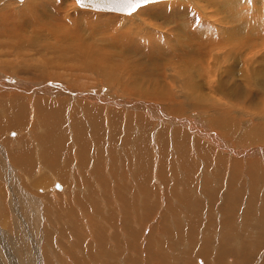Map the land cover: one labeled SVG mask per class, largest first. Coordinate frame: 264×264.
Wrapping results in <instances>:
<instances>
[{
  "label": "rangeland",
  "instance_id": "1",
  "mask_svg": "<svg viewBox=\"0 0 264 264\" xmlns=\"http://www.w3.org/2000/svg\"><path fill=\"white\" fill-rule=\"evenodd\" d=\"M12 1L14 2L13 4H21L23 2L18 0ZM12 1L1 0L0 39H4L6 37L13 38L12 32H14L16 35L20 33L22 34L21 41H23L24 49L27 48V50L24 51L23 49V51L20 52H17V50L12 48H2L0 50V81L3 79L1 76H4V74L16 79L23 78L28 80L30 78L29 80L31 81L47 80L49 84L59 83L57 85L63 87L67 86L72 90L80 92H90L93 90L92 92L98 94L100 92L99 95L101 96L103 95V93L105 97L109 95L107 96V98H109L108 104L110 106H113L115 102H118L117 99H114L115 96H117L118 98H124L126 100V103H132L133 101L139 102L141 104L153 103L157 106L166 107L167 110L173 103V100L174 102H178L181 100L180 94L178 92L179 82L178 79H168L166 75L158 76L157 74H155L153 76L152 63H157V67L159 68L164 65L163 68H160L161 70H164L166 66L168 67V64L171 65L173 68H175L176 72L174 74L178 77L177 72L181 69V66H183V62H186L187 59L177 58V60H174L160 54V51L171 53L178 50V48L175 46V43L176 45L180 44H177L176 41H172V37L170 44L167 43V38L165 42L160 45H158V42H156L154 39L149 40L151 41V43H145L144 41L146 39L143 38L137 43L131 44V47L133 49L132 53L124 54V56L120 57L117 56V54H113V51L106 48L104 44H90L89 47L91 48V53L94 54L96 58L94 60L86 59L74 65L68 66L58 63L59 61L57 60V54L53 53L54 51L51 48V45L54 43V39L57 36H63L67 33H70L71 36H75L76 32L70 30L71 22L76 23L78 30L80 31V35H82L85 40H88L91 37L90 31H94V29L92 28L97 29L98 32H102L104 29H107L108 34L110 28H112L113 26L115 28V24L110 25L108 23L109 21H105L106 19L116 18L114 19L116 21L113 20L114 23H118V21L120 23L124 20L127 23L136 24L139 21L146 22V19L148 17L147 14L150 13L151 15L153 13L156 15L155 12H157L158 16L160 15L159 17H162L163 21H165V24H167L162 25L165 26L164 31L174 29L175 24L178 25L180 23H184L186 24V28L188 29L186 32L188 35L195 34L199 31L211 32L212 29L209 26L210 22H208V20H212L213 16L218 20H222V16L229 15V13L231 12V9L228 7L231 4L219 7L214 1L210 5L202 2L201 5L203 7L206 6L210 8L207 11V17L203 18L205 20L204 21L197 13H195L192 8L184 7L182 9V7H180L182 5L181 2L177 6V3L170 2L168 4L169 1H161L160 4L159 2H157V4L151 3L149 5L147 4L145 6H142L141 11L139 12L120 14L83 9L80 8L74 0H59L58 2H60V6H54L52 8L49 6L50 9L52 10L54 8H61L62 12H64L62 13L63 16L70 9L69 14H71V22L68 21L66 17H62L61 22L57 20L59 17H56L55 21L51 22L40 19L42 23H40V21L36 19L38 23H40L39 26H42L43 24L41 30H38L39 32H36L34 31V25L32 27H29L23 24V21H25V13H21L18 8L12 4ZM232 4L233 6L234 4L237 6L239 3L233 2ZM212 5L214 7H212ZM259 15L263 16L264 12ZM97 16L101 20L104 19V21L97 20ZM168 20H171L172 22H168ZM103 26L109 27L104 28ZM35 27L38 26L36 25ZM197 27L198 29H195ZM114 28H112V30H114ZM15 29H17L18 32ZM212 32L214 33V31ZM227 32L229 33L231 31L227 30ZM130 37L131 36L128 33L122 35V39H124L125 41H128ZM59 49L65 52L76 53L74 50H68L67 48ZM16 53H19V55L17 56ZM251 53L255 56V58L254 63L252 62L251 64H246V70L249 73V78L241 77V75L246 74L247 71L243 70L245 68H242L239 61H237L239 64L235 67L236 71H238L239 73H236V75H238L239 77H236L235 73H233V76H235L238 81L241 80L239 78H243L247 82H249L247 83V85L249 86H246L244 84L243 85L247 92L250 90L251 94L253 93L252 97L247 99H245L244 97L238 98L230 96L226 90H223L230 86L231 81H223L222 78L225 77V74H223V72L221 73V70L223 69L222 65L226 66L227 69L231 65H233L234 62L229 61L222 64V62L217 61L216 64V62L214 61L213 65L211 66V74L204 80H201V83L198 82L199 91L197 92V94L191 98L187 97L193 103H199L201 105V108H205L208 110L204 112L188 111V114L185 113L183 115H179L178 117H185L184 115L189 116L190 113H193L203 116L201 117L202 119L204 117H206L207 119L214 118L216 123L225 117L228 119H232L233 121H235L234 123H239L240 130L248 127L249 131L251 132L255 128V124L263 119L262 114H264V79H258V86L252 88L255 83L250 86V75L252 72L255 73L259 71L264 74V51H256V53L255 51H251ZM218 54L220 55V52ZM48 58L51 61L50 63H47L48 67L46 64V69L44 70L42 69V64L45 63ZM260 60L263 61L260 64H255ZM176 61L180 64H175ZM7 64L11 67L16 68L14 71L15 73L5 71L6 67L8 66ZM89 64H97L103 70L105 75L108 72V68L110 67L114 68L116 72L119 70L118 77L109 82L110 84H107L105 82V79H102L100 75L96 76L91 72H84L81 70L84 65ZM36 69L38 70L35 71ZM43 70L49 74H52L54 77L56 76V79L48 80L47 78L38 76L40 73L44 72ZM166 74L169 76V72H166ZM221 79L224 82L222 88L219 85V81ZM238 81L236 84H238ZM10 82L13 81L10 80ZM134 82L138 83V85L142 89H145L147 91H158L163 95L171 97V100L169 101L165 99H159L157 97L149 98L147 96L140 95L136 91L134 92L133 88L131 87ZM8 83L9 82H6V84ZM259 84H263V89H261L262 86H260ZM211 86H214V91L210 90ZM251 89L253 90L251 91ZM110 94L112 95L110 96ZM140 96H143L144 98H141ZM118 110H121V108H118ZM168 114L172 117L177 118L176 114H171L169 113V111ZM30 117L31 118H29V120L32 122V116ZM193 120L198 122L200 118H197L195 116L193 117ZM155 121L156 120H152V122ZM248 121L249 123H247ZM161 123L160 125L165 124L164 126L169 128L170 126H172H169V123ZM199 124L203 125L202 121L199 122ZM243 124H245L246 126ZM30 125H32V123ZM183 128H180L179 131L186 132V126ZM209 130L218 135L219 133H221L211 127ZM156 131L157 130H155V128L149 131L150 136L151 134H153L152 137L149 136L150 143L148 154L149 158L151 159L149 168L146 169L143 173L139 174V178L141 176L151 177L152 181H150V183L146 186L147 189L150 186L149 189L152 190V194L150 193L149 195H147V193L142 190L143 188L142 186H140L139 181L137 179H134L133 182V180L130 178L131 174L129 170L130 166L133 165V158L130 157L132 162L129 160L126 162V157H123L125 165L121 163L122 168L124 167L125 173L127 174V179L125 178L123 184V189L125 191V194L127 195L125 199L129 198V192H131V194L133 192L134 195L137 196L135 197L137 198V200L135 199V202H138L135 203V205H138V207L133 206L132 204L130 205V210H127L128 216H126L127 219H132V221H134L133 224L135 223V226L133 224L132 226H134L133 228L137 233V236H135L136 238L134 239V241H132V245L127 244V238L124 234L119 236L123 220L121 214L123 209L120 207V204L118 205V203L114 202V200H111V204L105 209V206H103L102 208L101 204V201L104 200L102 198L105 197L101 195L99 197V209H101L103 214L100 213L98 215L100 217H103L105 220L104 224L101 225L105 231L103 234L105 238V246L107 247V243L109 242L107 248L112 247L113 250H115V242H113V237H117V241L118 243H120L117 244V247L120 249V251L122 249L120 253L123 252L122 260H124V258L126 257L128 249L135 248L133 249L131 258L134 256L136 259L137 257L140 264H146L145 258L148 244L156 245V241L163 243V248L165 249L164 257L169 260L168 264H209L212 263L209 262L211 256L217 253L218 250L220 252L222 248V259H220L222 264H231L230 259H236V264H264V260H262L264 258V218L262 216L263 211H261V209L264 208V161H262L259 156V152L261 151H258L259 149L262 150V148H264V144L260 143L253 145L252 143L248 142L236 143L234 141H230L229 137L223 138V140L220 137V140L223 141V144L215 142L217 144L216 146V144L213 145L210 141L202 140L204 145L208 147L212 156L208 161H204L201 155L195 152L193 146L191 149V156H189L191 160H193L192 162L196 164L197 171L193 175H186V178L188 177L187 180H189V182L191 183L189 186L186 185L188 187L180 188L179 186L181 184L179 185V182H176L175 179H182L183 173L180 172L182 166L181 163L176 159V156H173L174 145L172 144L173 142L171 140V131L169 130L167 134V150L165 155H161V150L159 149V143L157 142V136L155 133ZM187 132H189L188 135L200 137L199 134H196L189 130H187ZM10 133H5V136H9ZM26 133V131L25 133L19 132L17 133V135L19 134L20 136H25L27 135ZM194 137H190L191 141L193 140V143L196 142ZM233 137L235 141H239L240 138L243 137V134L239 132L234 133ZM233 142L235 143V145L232 144ZM124 152H127L126 149L124 150ZM161 158L163 159L161 161L162 164L160 163ZM220 160L223 161V164L221 166H219L218 163V161ZM0 161H3L2 155L0 156ZM204 162H206V166L204 165ZM171 163L174 165H172ZM249 163L252 165L256 164L255 167L252 168H254L256 173H258L257 177L260 175L258 178L256 176H254L253 178L250 177V172H253L254 170H250L251 165H249ZM233 164H237L238 167V169L236 168L235 170V180L232 185V189H234L235 191L228 190L230 185L229 182L232 178L231 169ZM160 165L161 170L162 167L164 170V177L166 178L164 181L165 183L159 179ZM127 167L129 169H127ZM11 169L14 171L13 167H11ZM15 173H13L11 177L8 172H0V232H5V236L2 240H0V264H20V262L18 261V253L20 254L22 251H26L24 258L26 259L27 264H44V256H46L48 260L52 258V264H75L73 260L70 259L69 261L68 256H74L84 262L86 255L78 254L77 245L82 238H84V241L82 242H85L84 248L87 247L88 249L90 243H95V235L93 234L94 231H92V228L94 226L91 225V222L90 224L87 223L86 218L90 217L91 221L98 222L99 217L95 216L96 213L94 215L91 213L82 214V212L84 211H82L81 208H75L76 205L73 204L75 201H71V205L69 206L70 202L67 201L64 194L66 192H75L76 194H80V189H78V181L72 178H68L61 182L58 179H54L52 177L44 175L39 176V178H35L34 182H30L31 185H27L23 181L21 175L18 172ZM109 180H112L109 183L111 189L114 187V180L111 178H109ZM136 183L138 186H136ZM23 184L25 185L26 189L23 187ZM55 184L61 186V189L56 190L54 188ZM133 184H135L134 187ZM189 187H191L192 190L189 189ZM167 191L169 192L167 193ZM228 192H230V194H233L229 197ZM20 194H23V198H26L24 203L18 202ZM64 198L66 199L65 203H69L66 210H68L70 207V209L73 208V210H75L79 214V220L76 223L69 221V215H67L66 217H60L57 215L56 210H58L59 213L61 211V209L58 208L60 206L58 204V199L64 201ZM4 200L5 205H3ZM225 203H227L229 207L227 209L225 208L224 210L223 208ZM144 206L147 208L146 214L145 211L143 212V210H145L143 209ZM95 207L97 208V206ZM140 207H142L143 209H141L142 212L140 210ZM226 210L227 213H223V211ZM149 211L151 213H147ZM191 212H194V215H189L192 214ZM6 213L8 214L7 218L9 217L8 222L6 220ZM226 214L228 215V217L230 216V214H233L232 220L235 224L230 225L229 223L228 227L227 225H225V229L222 228L221 224L219 223H221V221L224 219V216L227 217ZM245 215L249 220H247L246 223L242 225L240 221ZM135 216H137L136 220H134ZM196 216L198 217L197 219ZM189 220L190 222H188ZM20 221H22L23 224H21ZM118 221H121L119 227L118 225H116ZM194 221H197L198 223ZM174 222L180 223L179 228H175V226L178 225H175L177 223L174 224ZM234 226L237 231L240 232V234L237 233L239 234V237L237 239H224V245L220 246L222 243V234H224L225 231L230 232ZM24 231L26 234L24 233ZM233 231H235L234 228ZM166 232H171L170 236H174V239H171V237ZM166 237H169V239H167ZM123 246L125 247L122 248ZM163 248H158L157 252L161 250L163 251ZM92 253L94 255H102V253H99L96 249L92 250ZM83 254H85L84 251ZM155 261L158 262V260Z\"/></svg>",
  "mask_w": 264,
  "mask_h": 264
},
{
  "label": "bare ground",
  "instance_id": "2",
  "mask_svg": "<svg viewBox=\"0 0 264 264\" xmlns=\"http://www.w3.org/2000/svg\"><path fill=\"white\" fill-rule=\"evenodd\" d=\"M18 1H23V2L21 4L18 3L13 4L14 2L12 1V4L16 6L21 13L22 12L25 13V21H23V24L29 27H32L34 25V31L36 32H39L43 26V24L42 26H39L40 23H42L40 19L47 22H51V21H55L56 17H59L57 20L61 22L62 17H66L68 21L71 22L72 20L71 14H69L70 9L68 12H66L64 16L62 15V13L64 12H62L61 8H54L52 10L50 9V7L52 8L54 6L59 7L60 6V2H58L59 0L56 1L18 0ZM164 1L165 2L169 1L168 4L170 2L177 3L176 4L177 6L181 2L182 5L180 7H182V9L184 7L192 8L195 11V13H197L202 18V20H204L203 18L207 17L208 15L207 11L210 9L206 6H204L205 7L204 8L201 5L202 2H205L208 5H210L214 1L219 7H223L224 5L231 4L230 6H228L231 9V12L229 13V15L222 16L223 17L222 20H218L214 16L212 20H208V22H210L209 26L212 29V31H214V33L212 31L211 32L199 31L191 35H188L186 33L188 29L186 28V24L184 23H180L178 25L175 24L174 29L164 31L165 26L162 25H167V24H165V21H163L162 17H159L160 15L158 16L157 12H155L156 11L155 9H154L155 11L153 12H155L156 15L153 13L150 15V13H148L146 22L139 21L136 24H130L123 20L120 23L119 21L118 23L117 22L114 23L113 20L116 18L106 19L105 21H109L108 23L110 25L115 24V28L114 26L113 27L111 26L112 28H114V30L110 28L108 34L107 29H104L102 32H98L97 29L92 28L94 29V31L93 30L90 31L91 37L88 40H85L84 37L80 35V31L78 30L76 23L71 22L70 30L75 31L76 35L71 36L70 33H67L66 35L63 36H57L54 39V43L51 45V48L54 51L53 53L57 54V60L59 61L58 63L68 66V65H74L86 59L94 60L96 56L91 53V48L89 47L90 44H104L106 48L113 51L112 52L113 54H117V56L120 57V56H124V54L132 53L133 49L131 47V44L137 43L143 38L146 39L144 41L145 43H151V41L149 40L154 39L156 42H158V45H160L163 42H165L167 38H168L167 43L170 44L172 37V41H176L177 44L178 43L180 44V45H176L175 43V46L178 48V50L171 53L160 51V54L174 60H177V58L187 59L186 62H183V66H181V69L177 72L178 77L174 74L176 71L175 68H173L171 65L168 64L167 67L165 64L166 68H164V70H161L160 68H163L164 65H162L159 68L157 67L158 65L157 63H152L153 76L155 74H157L158 76L166 75L167 78L170 80H172L173 78L178 79L179 82L178 92L180 94L181 100L178 102H174L173 100V103L171 102L172 104L170 105L168 110L166 107L157 106L153 103L141 104L139 102H134V101L132 103L131 102L126 103V100L124 98H118L117 96H115L114 99H117L118 102H115L113 106H110L108 104L109 98H107V96L109 95L105 97L104 93L101 96L99 95L100 92L98 94L92 92L93 90L90 92H84V91L80 92V91L72 90L67 86L63 87L57 85L59 84L57 82H56L57 84L55 83L49 84L47 80L31 81L29 80L30 78L26 80L23 78H19V79L12 78L10 76H6L5 74L4 76H1L3 79L0 82H4V83H0V154L3 157V161H0V172L3 173L8 172V174H10L11 177L13 173L18 172L21 175L23 181L27 185L30 184V182H34L35 178H39V176H44V175H47L54 179H58L61 182H63L68 178H72L78 181V185H79L78 189H80V194H76L75 192H66L64 196L66 197L67 201L70 202V204L65 203L66 200L65 198L64 201L58 199L59 201L58 204L60 205L58 208H60L61 211L59 213V211L56 210L57 215L60 217H66L67 215H69L70 216L69 221L76 223L79 220L78 218L79 214L75 210H73V208L70 209V207H69L70 210L69 209L66 210L68 204L70 206L71 201H75L73 203L76 205L75 208L77 209L81 208V210L84 211L82 212V214L91 213L94 215L96 213L97 215L95 214V216L99 217L98 222L91 221L90 217L86 218L87 223L90 224L91 222L92 223L91 225L94 226L92 228V231H94L93 234L95 235V243L94 244L90 243L87 249V247L84 248L85 242L84 243L82 242L84 241V238H82L79 241L77 245L78 254L86 255V258L85 261L82 262L80 259L74 256H68L69 261L71 259L73 260V262H75V264H140L137 257L136 259L134 256L131 258L133 249L135 248L128 249V252L127 253L125 252L126 257L124 258V260H122L123 252L120 253L122 249L120 251V249L117 247L118 246L117 244H120L117 241V237H113L114 240L113 242H115V244L113 243L115 245L114 246L115 250H113L112 247L107 248L109 242L107 243V247L105 246V240H104L105 238L103 236L105 231L101 226L104 224L105 220L103 217H100L98 215L102 213L101 209H99L100 207L99 197L100 195L105 197L102 198L104 200L101 201L102 208L103 206H105V209L106 207H109V205L111 204V200H114V202L118 203V205L120 204V207L123 209V211L121 212L123 220H122L121 232L119 233V236L124 234L125 237L127 238V242H128L127 244L132 245V241H134V239L136 238L135 236H137V233L134 231L133 228L135 226V223L133 224L134 221H132V219L130 220L127 219L126 216H128L127 210H130V205L132 204L133 206L138 207V205H135V203L138 202H135V199L137 200V198L135 197L137 196L134 195L133 192L132 194L131 192H129L130 193L129 198L125 199L127 195L125 194V191L123 189V184L125 178L127 179V174L125 173L124 167L122 168L121 163L125 165L123 157L124 158L126 157L127 159L125 160L126 162L128 160L131 161L130 157H132L133 165L130 166V170H129L131 174L130 178L133 180V182L134 179L135 180L137 179L139 181L140 186H142L143 188L142 190H144V192H146L147 195H149L150 193L152 194L151 192L152 190L149 189L150 186L148 187V189L146 186L150 183V181H152L151 177L141 176L139 178L140 176L139 174L143 173L146 169L149 168L151 161L148 154L149 143H150L149 131L151 129L155 128V130H157L155 133L157 136V142L159 143V149L161 150V155L166 154V150H167L166 138L168 137L167 134L169 130L171 131L170 132L171 140L173 142L172 144L174 145L173 156H176V159L181 163L182 166V169L180 171L183 173L182 179L179 180L176 177H174L176 178L175 181L179 182V185L181 184L179 186L180 188L188 187L191 182L187 180L188 177L186 178V175L187 176L188 174L193 175L197 171L196 164H194L192 162L193 160H191L190 158L192 147L194 146L195 152L201 155L204 161H208L209 158L212 156L208 147L204 145L202 140L210 141L213 145H215L216 143L223 144V141L220 140V137L222 140L223 138L229 137L230 141H234L236 143L248 142V143H252L253 145L260 143L264 144V114H262L263 119L255 124V128L251 132L249 131L248 127H245L240 130L239 123H234L235 121L225 117L222 118L217 123L214 118L207 119L206 117H204L205 119L204 118L202 119L201 117L203 116L193 113H190L189 116L184 115L185 117L183 116L178 117L179 115H183L188 111L204 112L208 110L205 108H201V105L199 103H193L188 98H191L197 94V92L199 91L198 82L201 83V80H204L206 77H208L211 74V66L213 65L214 61L216 62V64L217 61L222 62V64L229 61L234 62L233 65H231L227 69L226 66L222 65L223 69L221 70V73L223 72V74H225V77L222 78L223 81L224 80L231 81L230 86L223 90H226L230 96H234L238 98L244 97L245 99H247L253 96L252 95L253 93L251 94L250 90L248 92L245 90L244 85L249 86L247 85V83L249 82H247L243 78L245 77L249 78V73L246 70L247 68L246 64L248 63L251 64L252 62L254 63L255 56L252 55L251 51H255V53L256 51L259 52L261 50L262 52L264 51V15L263 16L259 15L262 12H264V0H163L162 2ZM157 2H159V4L161 3V1H156L153 3L157 4ZM233 2L239 4L237 6L234 4L233 6L232 4ZM0 4H1V0H0ZM79 7L83 9L104 12L98 9H92L82 6ZM212 7L214 6L212 5ZM139 11H141V8H138L135 12H139ZM108 13H114V12H108ZM97 17H96L97 20H101L99 17L98 18ZM36 19L40 21V23H38ZM101 21H104V19ZM168 22H172V21L168 20ZM36 25L38 27H35ZM107 27L109 26H105L104 28ZM195 29H198V27ZM15 30L18 32L17 29ZM227 30H230L231 32L228 33ZM125 33H128L131 36L128 41L122 39V35ZM12 34H13V38L6 37L4 39H0V50L2 48L3 49L12 48L17 50V52L23 51L24 44L23 41H21L22 34L19 33L18 35H16L14 32H12ZM59 48L61 49L67 48L68 50H74L76 53L65 52L63 50H60ZM26 50L27 48L24 49V51ZM219 52L220 55L218 54ZM16 54L17 56L19 55V53ZM263 60H260L255 64H260ZM50 61L51 60L48 58L46 62L42 64V69L45 70L46 64L50 63ZM237 61L240 62L242 68H245L243 70L247 71L246 74L241 75V77L243 78H239L241 79L239 81L236 79V77L238 76L236 75V73L239 74L238 71H236L235 69V67L239 64ZM175 64H180V63L176 61ZM15 69H16L15 67H11L10 65H8L5 71L13 73ZM37 70L38 69H36L35 71ZM81 70L84 72H91L96 76L100 75L102 79H105V82L107 84L112 80H114L116 77H118L119 74V70L116 72L114 68L110 67L108 68V72L105 75L103 70L97 64L84 65L83 68H81ZM166 72H169V76L166 74ZM233 73H235L236 77L233 76ZM38 76L42 78H47L48 80L56 79V76L54 77L52 74H49L46 71L40 73ZM263 76L264 74L261 73L260 71L255 73L252 72L250 75V79H251L250 86L255 83V85L252 86V88L257 87L258 86L257 80L261 78L264 79ZM222 79L219 81V85L221 86V88L223 87L224 84ZM10 80L13 82H10ZM237 81L238 84H236ZM6 82L9 83L6 84ZM131 87L133 88L134 92L136 91L140 95L147 96L149 98L157 97L159 99H165L169 101L171 100V97L163 95L158 91L155 90L147 91L145 89H142L138 85V83L135 82L132 84ZM261 89H263V86ZM210 90L214 91V86H211ZM252 90L253 89H251V91ZM24 95H28V96H24ZM111 95L112 94H110V96ZM143 96L140 97L142 98ZM248 100H252V99H248ZM118 108H121V110H118ZM168 111L171 114L174 115L176 114L177 118L170 116L168 114ZM30 116H32L33 119L32 122L29 120V118H31ZM195 116L197 118H200L198 122L193 120V117ZM152 120H156L155 122L157 123L152 122ZM201 121L203 125L199 124V122ZM161 122L169 123L168 125L169 126L172 125V126H170V128L166 127L164 126L165 124L163 125ZM236 122H240V121H236ZM31 123L32 125H30ZM160 123L162 125H160ZM247 123H249V121ZM185 126L187 130L199 134L200 137H194L188 135L189 132H187V130L186 132L184 131L180 132L179 131L180 128H183ZM209 126L221 132L219 133L220 136L218 134L211 132L209 130L210 129ZM25 131L27 132L26 133L27 135L25 136H20L19 134L17 135V133L19 132L25 133ZM238 132L243 134V137H241L239 141H235L233 134ZM5 133H10V134L9 136L6 137ZM152 135L153 134H151L150 137H152ZM190 137H194L196 142L193 143V140L191 141ZM234 142L232 143L233 145H235ZM125 149L127 152H124ZM258 151H261L259 152V156L261 160L264 161V148H262V150L259 149ZM120 154L123 156H121ZM162 160L163 159L161 158L160 159L161 164H162L161 162ZM205 163L206 162H204V165L206 166ZM218 163L219 166H221L223 164V161L220 160L218 161ZM250 163H249V165H251L250 170L253 171L254 168L252 167H255L256 164L252 165ZM11 167L14 168L15 172L11 169ZM236 168L238 169L237 164H233L231 169L232 178L230 179L229 182L230 185L228 190H234L232 189V185L235 180L234 173ZM127 169L129 168L127 167ZM163 171H164L163 167L161 170V165H160L159 179L162 182H164L166 179L164 177ZM250 174H251L250 177L253 178L254 176L257 177L258 173H256V171L254 170L253 172H250ZM109 178L114 180V185H113L114 187L111 189L109 183L112 180H109ZM56 185L57 184L54 185V188L56 190H60L61 186L58 185V187H56ZM134 185L135 184H133V187ZM136 186H138L137 183ZM23 187L26 189L24 184ZM189 189H191V187H189ZM168 192L169 191H167V193ZM230 192H228L229 197L233 194V193L230 194ZM25 200L26 198H23V194L22 195L20 194L18 202L24 203ZM3 205H5V200L3 202ZM95 206H97V208ZM228 207L229 206H224L223 209L225 210V208L227 209ZM141 209L142 207H140V210ZM143 209H142L143 212L145 211L146 214L147 208L144 206ZM150 211L147 213H151ZM261 211H263L262 216L264 218V208H262ZM191 213L192 214L189 215H194L193 214L194 212ZM223 213H227V210L223 211ZM7 215L8 214L6 213V220L8 222L9 217L7 218ZM232 215L230 214V216L228 217V215L226 214L227 217L224 216V219L223 220L221 219L222 221L219 224H221L222 228L226 229L225 225H227L228 227L229 223L230 225L235 224L233 223ZM136 217L137 216H135L134 220H136ZM197 218L198 217L196 216V219ZM247 220L249 219L245 215L240 222L243 225L246 223ZM20 222L21 224H23L22 221ZM188 222H190V220ZM120 223L121 221L120 222L118 221L116 225H118L119 227ZM175 223L177 222H174V224ZM132 224L134 226H132ZM175 225H178L175 226V228L176 227L179 228L180 223L178 222ZM233 228L235 229V231H233ZM233 228L231 231L229 230L230 232L225 231L224 233L223 230L224 234H222V243L220 246L224 245L223 243L224 239H230V238L237 239L239 237L240 232L237 231L235 226ZM166 233L169 236L171 235L170 234L171 232H166ZM4 236H5V232H0V240H2ZM189 237H190V232H189ZM167 239H169V237ZM171 239H174V236H172ZM124 247L125 246H123L122 248ZM163 247H164L163 243L157 241H156V245L148 244V247L146 249V258H145L146 264H168L169 260L164 257L165 249ZM158 248H163V251L161 250L157 252ZM94 249H96L99 253H102V255H94L92 253V250ZM83 251L85 254H83ZM237 251H233V252H237ZM218 252L219 250L217 251L216 254L220 256V259H222L221 254L223 253V248L220 250L219 252L220 254ZM25 254L26 251H22L20 254L18 253V261L20 262V264H27V261L24 258ZM43 260H44L43 261L44 264H52L51 262L52 258L48 260V258L44 256ZM155 260H158V262H156Z\"/></svg>",
  "mask_w": 264,
  "mask_h": 264
},
{
  "label": "snow or ice",
  "instance_id": "3",
  "mask_svg": "<svg viewBox=\"0 0 264 264\" xmlns=\"http://www.w3.org/2000/svg\"><path fill=\"white\" fill-rule=\"evenodd\" d=\"M154 0H77V3L80 5H91V4H118L121 5L123 9L134 13L138 8H141L143 5L153 3Z\"/></svg>",
  "mask_w": 264,
  "mask_h": 264
},
{
  "label": "water",
  "instance_id": "4",
  "mask_svg": "<svg viewBox=\"0 0 264 264\" xmlns=\"http://www.w3.org/2000/svg\"><path fill=\"white\" fill-rule=\"evenodd\" d=\"M156 1H163V0H154V2ZM78 5L82 7L98 9L104 12H114V13H120V14H130L131 13L127 11L126 9H123L122 6L118 4H107V5H102V4L80 5L78 4ZM56 187H58V185H56Z\"/></svg>",
  "mask_w": 264,
  "mask_h": 264
},
{
  "label": "crops",
  "instance_id": "5",
  "mask_svg": "<svg viewBox=\"0 0 264 264\" xmlns=\"http://www.w3.org/2000/svg\"><path fill=\"white\" fill-rule=\"evenodd\" d=\"M224 206H228L227 203L224 204ZM200 253V252H199ZM218 258V259H217ZM262 259V258H261ZM234 260V261H233ZM264 260V258L262 259ZM209 262V264H222V262L220 261V256L217 255L216 253L214 255L211 256V259ZM231 264H236V259H230Z\"/></svg>",
  "mask_w": 264,
  "mask_h": 264
}]
</instances>
